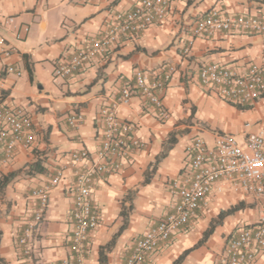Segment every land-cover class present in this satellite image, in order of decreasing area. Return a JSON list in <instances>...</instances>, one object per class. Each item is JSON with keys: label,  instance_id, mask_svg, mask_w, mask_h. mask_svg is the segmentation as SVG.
I'll return each mask as SVG.
<instances>
[{"label": "crops", "instance_id": "obj_1", "mask_svg": "<svg viewBox=\"0 0 264 264\" xmlns=\"http://www.w3.org/2000/svg\"><path fill=\"white\" fill-rule=\"evenodd\" d=\"M136 1L34 0L32 6H19L0 19V34L5 45L13 48L2 59L0 70L6 64L21 70L20 76L1 71L0 98L24 106L35 124L31 147L20 148L8 162L0 155V264H72V196L68 186L74 168L68 153L86 149L94 154L99 138L97 113L125 83H134L135 71L173 68L170 81L157 92L167 117L159 118L136 90L118 107V117L133 126L143 145L123 160L119 169L102 175L93 185L91 198L99 224L88 239L87 264H98L99 247L126 220L107 253V264H125L134 240L172 210L177 196L169 183L186 171L185 148L193 136L198 134L212 144L215 132H227L242 143L247 133L264 128V95L250 106L233 105L198 81V70L205 63L220 62L238 72L248 63L264 61V33H193L194 21L211 8L229 15L264 16V0H171L162 23L148 26L136 38H122L92 58L79 74L57 78L54 84L42 74L44 65L49 64L52 71L86 36L102 30L112 12ZM71 114L81 115L77 126L68 123ZM170 134L176 142L158 161L149 182L143 184L146 168L161 153ZM35 160L44 166L43 172L29 169ZM57 170L62 176L53 185ZM11 173L3 183V177ZM45 185L49 187L48 207L35 221L37 200L31 192ZM234 206L238 208L203 239L218 213ZM263 215L264 199L235 190L212 192L208 206L196 213L185 230L175 233L148 264H172L182 253L178 264H211L237 225ZM22 238L24 242H20ZM253 264H264V249Z\"/></svg>", "mask_w": 264, "mask_h": 264}, {"label": "built area", "instance_id": "obj_2", "mask_svg": "<svg viewBox=\"0 0 264 264\" xmlns=\"http://www.w3.org/2000/svg\"><path fill=\"white\" fill-rule=\"evenodd\" d=\"M171 0H137L129 8L118 9L109 16L105 27L95 35H88L67 59L54 64L55 78H70L84 70L89 61L106 52L122 38H136L148 26L162 23ZM264 33V16L251 14L229 15L211 8L194 21L195 35L209 36L215 32ZM12 47L5 45L0 35V64ZM188 48L184 49L187 52ZM15 76L21 70L6 64L0 70ZM172 67L160 71L137 70L134 83H125L114 96L100 107L96 120L98 148L92 155L82 149L68 153L74 168L69 182L72 196L70 259L72 264H87L88 239L99 224V213L91 194L94 183L104 174L119 169L143 142L135 136L133 126L117 115L120 104L126 103L136 90L145 98L159 118L167 117L158 91L171 78ZM199 84L215 96L233 105L250 106L264 95V61L248 63L243 71H235L220 62H209L198 70ZM67 121L72 126L81 122V115L71 114ZM35 140V124L31 114L20 104L7 103L0 98V155L11 161L20 148H29ZM185 172L169 183L177 198L171 211L150 225L132 245L125 264H148L153 255L168 245L172 236L185 230L199 210L208 206L212 192L235 190L256 199H264V128L246 134L242 143L227 132H215L212 144L200 135L192 137L185 148ZM62 172L57 170L51 179L55 185ZM49 187L34 188L31 195L37 205L35 221L42 218L48 207ZM20 242H24L22 238ZM264 249V215L251 223L237 225L225 239L218 258L211 264H253Z\"/></svg>", "mask_w": 264, "mask_h": 264}, {"label": "trees", "instance_id": "obj_3", "mask_svg": "<svg viewBox=\"0 0 264 264\" xmlns=\"http://www.w3.org/2000/svg\"><path fill=\"white\" fill-rule=\"evenodd\" d=\"M29 75H30V78L32 79V76H31V71L29 69ZM176 142V137L174 134H170L169 137L167 138L164 146H163V149L161 151V153L155 158V160L153 162H151L149 164V166L146 168L145 172H144V175H143V180H142V183H147L149 182L150 178L152 177L155 169H156V165L158 163V161L164 157L168 150L173 146V144ZM29 169L30 170H33L35 172H43L44 171V166L40 163L39 160H35L34 162H32L30 165H29ZM12 176V173L11 174H8L6 176L3 177V183H6ZM238 208V206H234V207H231L227 210H223V211H220L216 217L215 220L211 221L207 227V229L204 231L203 233V239L208 236L210 233L213 232L215 226L221 222V220L227 216L228 214H230L232 211L236 210ZM121 213H123V211H121ZM126 225V220L123 221L122 225L120 226L119 230L112 236V238L107 242L105 243L104 245L100 246L99 247V250H98V264H107V253L112 249V247L114 246L115 244V241H116V237L118 235V233H120L122 231V229H124ZM184 253H182L180 256H178L172 264H178L180 262V260L182 259Z\"/></svg>", "mask_w": 264, "mask_h": 264}, {"label": "rangeland", "instance_id": "obj_4", "mask_svg": "<svg viewBox=\"0 0 264 264\" xmlns=\"http://www.w3.org/2000/svg\"><path fill=\"white\" fill-rule=\"evenodd\" d=\"M34 0H0V19L6 18L8 13L16 11L19 6H32ZM4 35V32H2ZM1 35V34H0ZM41 72L48 77L51 82L56 83L57 78L53 75V70L49 64L42 67ZM24 107V106H23ZM205 140H210L207 135H203ZM208 143V142H207ZM208 144H211L210 142Z\"/></svg>", "mask_w": 264, "mask_h": 264}]
</instances>
